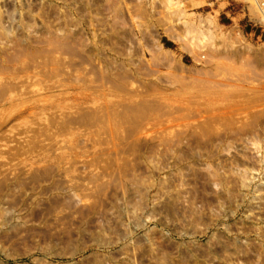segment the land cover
<instances>
[{"label": "rangeland", "instance_id": "1", "mask_svg": "<svg viewBox=\"0 0 264 264\" xmlns=\"http://www.w3.org/2000/svg\"><path fill=\"white\" fill-rule=\"evenodd\" d=\"M0 264H264V0H0Z\"/></svg>", "mask_w": 264, "mask_h": 264}]
</instances>
